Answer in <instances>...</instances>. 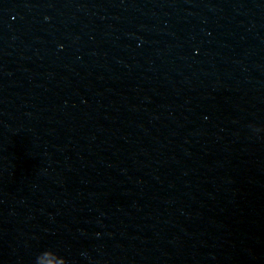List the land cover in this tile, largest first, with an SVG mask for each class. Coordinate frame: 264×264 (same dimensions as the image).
Segmentation results:
<instances>
[{
  "label": "water",
  "instance_id": "obj_1",
  "mask_svg": "<svg viewBox=\"0 0 264 264\" xmlns=\"http://www.w3.org/2000/svg\"><path fill=\"white\" fill-rule=\"evenodd\" d=\"M0 264H264V0H0Z\"/></svg>",
  "mask_w": 264,
  "mask_h": 264
}]
</instances>
